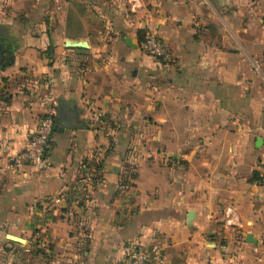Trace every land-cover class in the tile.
<instances>
[{
    "label": "crops",
    "instance_id": "1",
    "mask_svg": "<svg viewBox=\"0 0 264 264\" xmlns=\"http://www.w3.org/2000/svg\"><path fill=\"white\" fill-rule=\"evenodd\" d=\"M0 52V264H264V0H0Z\"/></svg>",
    "mask_w": 264,
    "mask_h": 264
},
{
    "label": "built area",
    "instance_id": "2",
    "mask_svg": "<svg viewBox=\"0 0 264 264\" xmlns=\"http://www.w3.org/2000/svg\"><path fill=\"white\" fill-rule=\"evenodd\" d=\"M143 52L148 56L162 63H171L172 54L166 45L152 32L145 36V41L141 46ZM55 79L48 76L43 80L44 88L47 91L48 111L40 119L36 130L31 134L27 145L15 157L14 166L18 171L26 168L37 171H45L49 166V154L52 136L55 127L57 103L53 89ZM264 185V176L260 181ZM227 215H233V210L227 209ZM225 249V248H224ZM163 250L159 245H153L150 249H144L139 242H131L126 248L125 264H164Z\"/></svg>",
    "mask_w": 264,
    "mask_h": 264
},
{
    "label": "water",
    "instance_id": "3",
    "mask_svg": "<svg viewBox=\"0 0 264 264\" xmlns=\"http://www.w3.org/2000/svg\"><path fill=\"white\" fill-rule=\"evenodd\" d=\"M2 63V52H0V64ZM259 141V140H258ZM249 239L251 240V236H249Z\"/></svg>",
    "mask_w": 264,
    "mask_h": 264
},
{
    "label": "trees",
    "instance_id": "4",
    "mask_svg": "<svg viewBox=\"0 0 264 264\" xmlns=\"http://www.w3.org/2000/svg\"><path fill=\"white\" fill-rule=\"evenodd\" d=\"M260 181H261V179H260ZM38 253L44 255V253L40 250L38 251Z\"/></svg>",
    "mask_w": 264,
    "mask_h": 264
}]
</instances>
